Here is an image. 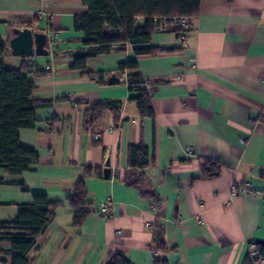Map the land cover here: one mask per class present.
I'll use <instances>...</instances> for the list:
<instances>
[{
  "label": "crops",
  "instance_id": "0c3cea01",
  "mask_svg": "<svg viewBox=\"0 0 264 264\" xmlns=\"http://www.w3.org/2000/svg\"><path fill=\"white\" fill-rule=\"evenodd\" d=\"M42 1L0 0L6 65L19 69L25 62L52 71L29 75L34 97L44 105L35 126L20 131V143L40 160L23 175L0 168V223L14 221L37 193L65 203L85 168L101 170L102 177L86 181L90 216L82 229L63 205L37 239L30 263L108 264L119 253L132 264H245L250 245L264 243V0L204 2L185 44L169 29L152 36L148 47L167 51L156 57L114 45L88 62L89 76L71 69L74 55L85 50L75 19L88 15V7L83 0ZM26 28L56 37V43L48 37L49 56L12 55L13 30ZM129 61L138 63L153 88V118L142 117L130 101L131 72L118 71ZM112 75L120 80L114 85L108 83ZM97 101L122 102L119 117L107 112L95 130L87 129L85 113ZM141 144L151 164L134 171L128 150ZM208 161L218 174L204 176ZM141 175L160 204L130 186ZM247 183L255 197L232 194V186ZM108 200L114 211L105 214L101 204ZM11 250L0 242V264H12Z\"/></svg>",
  "mask_w": 264,
  "mask_h": 264
},
{
  "label": "trees",
  "instance_id": "16d2710c",
  "mask_svg": "<svg viewBox=\"0 0 264 264\" xmlns=\"http://www.w3.org/2000/svg\"><path fill=\"white\" fill-rule=\"evenodd\" d=\"M234 1L83 0L84 5L89 9V14L76 17L75 28L85 34V50L74 55L71 69L89 76L86 73L88 62L99 56L110 54L114 45L129 44L135 47L137 56L156 57L167 52L148 47L155 34L156 21L175 17L188 18L191 21L200 15L204 2L231 4ZM138 20L142 21L141 25ZM6 46V42L0 36V168L4 169L8 175L18 176L30 172L40 160L35 149L20 143V131L32 129L35 126L36 111L44 105L35 99L36 87L30 81L29 75L37 78L47 76L51 72L34 70L32 65L25 62L19 69L9 68L4 60ZM118 71L119 73L131 72L128 77L129 91L133 94L130 101L136 103L142 117L153 118L154 111L151 103L153 88L141 74L138 63L136 61L121 63ZM100 84H104L102 79ZM121 106L122 102L119 101H97L90 104L84 117L85 127L95 130L107 112L114 114L118 119ZM128 161L130 168L134 171L147 169L151 164L148 148L143 144L130 146ZM206 165L211 168L204 169V176L218 174L216 164L208 161ZM93 175L102 177V171L91 167L85 168L65 203L51 202L47 195L37 193L33 195V204L21 207L14 221L0 223V242L12 245L10 252L12 264H31L29 254L35 248L37 239L50 227L57 210L63 205L67 204L72 211L73 226L82 229L90 216L86 181ZM134 181V183L130 182V186L140 190L143 197L160 204L159 198L146 184L142 175L136 177ZM139 184L144 186L145 190L142 191ZM158 235L163 237V230L160 229ZM255 246L258 257L252 258L249 252L245 264H256L264 259V243L257 242ZM160 250H165L163 241ZM108 264H132V262L124 255L117 253L110 258Z\"/></svg>",
  "mask_w": 264,
  "mask_h": 264
},
{
  "label": "built area",
  "instance_id": "2783aa9c",
  "mask_svg": "<svg viewBox=\"0 0 264 264\" xmlns=\"http://www.w3.org/2000/svg\"><path fill=\"white\" fill-rule=\"evenodd\" d=\"M41 3L43 4V1L41 0ZM44 12L40 11L39 14H43ZM169 29H174L178 32L179 40L185 44L187 34L192 29V23L188 18L183 17H175L172 19H161L159 21H156L155 26V33H161ZM49 37V36H48ZM50 42L56 43L57 39L55 36L49 37ZM46 72H52L50 68H47L45 70ZM100 138V135H95V139L98 140ZM187 152L190 154V150H187ZM232 194H239L241 197H255L256 192L253 189L252 185L247 183L244 186L237 188L235 186H232L231 188ZM263 203H264V191H263ZM101 210L105 214L112 213L114 211V203L111 200H108L101 204ZM250 253L252 258L258 257V251L255 244L250 245ZM152 258L154 261H157L159 259V254L157 252H152ZM256 264H264V259L259 260Z\"/></svg>",
  "mask_w": 264,
  "mask_h": 264
},
{
  "label": "water",
  "instance_id": "95a60500",
  "mask_svg": "<svg viewBox=\"0 0 264 264\" xmlns=\"http://www.w3.org/2000/svg\"><path fill=\"white\" fill-rule=\"evenodd\" d=\"M174 30V29H173ZM13 38L10 40V49L14 57L33 58V57H47L49 51L47 50L48 35L44 33H33L30 29H14ZM120 80L116 75H112L108 83L114 85ZM110 159L106 162V168L103 172V177L106 180L110 179L111 170Z\"/></svg>",
  "mask_w": 264,
  "mask_h": 264
}]
</instances>
